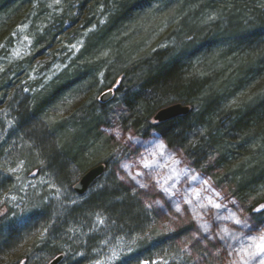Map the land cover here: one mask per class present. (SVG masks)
Returning <instances> with one entry per match:
<instances>
[{
	"label": "trees",
	"instance_id": "obj_1",
	"mask_svg": "<svg viewBox=\"0 0 264 264\" xmlns=\"http://www.w3.org/2000/svg\"><path fill=\"white\" fill-rule=\"evenodd\" d=\"M72 1L61 0L63 5ZM211 1L213 4L199 6L198 0H74L77 17L84 14L85 27L96 26L76 58L82 62L70 77L63 75L43 94L33 98L31 112L26 107L13 130L15 134L24 135L25 140H31L36 152L40 146L43 151L38 152L53 164L57 173L61 171V176L69 164L74 166L76 173L82 174L97 163L105 164L104 173L91 185L99 183L100 188L82 205L74 207L70 217L77 221L78 217L89 218L103 208L111 210L113 220H117L123 230L146 235L142 237V246L132 255L134 261L144 258L151 262L154 257L166 254L186 256L179 242L190 239L192 258L201 259L213 253L208 260L211 263L207 264L222 262V255L219 259L215 255V249H219L217 243L193 239V233L197 232L190 222L193 217L174 221L173 228H159L166 216H161L155 207L146 206L149 191H140L129 180L119 178L126 176L120 173L119 161L129 158L141 147L152 151L151 142L155 138L167 149L180 150L184 167L199 170L203 176L206 174L213 189L219 184L229 188L232 196L246 205L244 211L250 215V223L258 224L262 218L251 209L264 204V0ZM33 2L0 0V34L3 26L29 11ZM161 3L166 9H173L172 15L179 18L171 29L173 41L134 57L136 34L132 35L134 42L130 36L125 41L126 25L152 5ZM95 7V11L87 10ZM100 7H103L102 24L97 14ZM192 7L194 10H190ZM215 9L222 13V20L203 24L200 12ZM96 14L97 20L92 22ZM117 39L120 47L114 45ZM106 50H111L108 60L90 66L91 60L87 57H95ZM207 63L221 66L214 74L199 72ZM101 71L107 81L105 89L115 86L114 97L105 104L100 103L98 97L86 104L80 103L77 112L59 123L60 127H65L63 132L70 143H60L62 148L56 152L53 144L58 142L60 132L52 141V136L40 126L38 117L77 83L86 79L97 82ZM248 89L252 90L248 100L229 105L237 92ZM173 102L188 104L189 113L162 123L154 122L153 114ZM114 128L134 139L129 141L120 135L117 138L110 132ZM3 144L0 145V159L5 155L6 142ZM8 181L9 178L0 173V189ZM256 192H261L260 196L248 204ZM206 214L204 219L212 227L210 214ZM70 221L68 217H56L54 224L59 231L53 234H60L59 227L63 230ZM45 240L37 251L33 247L34 253H26L27 262L45 264L57 254L65 255L60 238L57 237L56 242ZM232 244V247H239L236 241ZM130 261V256L124 258V264Z\"/></svg>",
	"mask_w": 264,
	"mask_h": 264
},
{
	"label": "rangeland",
	"instance_id": "obj_2",
	"mask_svg": "<svg viewBox=\"0 0 264 264\" xmlns=\"http://www.w3.org/2000/svg\"><path fill=\"white\" fill-rule=\"evenodd\" d=\"M32 1H34L32 8L25 11V14L16 18L15 21L3 26V33L0 34V145L6 142L5 155L0 159V173L3 177L9 178L8 183L0 189V209H5L4 215L0 219V264H13L14 262L19 264L22 261L23 264H31L24 258L26 253H34L33 247L37 251L36 249L43 245L44 241L46 242L45 239L56 242L57 237L60 238L59 242L65 248V256L59 264H97V261H100L101 264H124V258L127 256H130L131 259L129 264H142L143 261L148 260L143 258L134 261L135 258L132 255L142 246L141 237L145 238L146 235L143 233L135 235L123 230L118 225V221L113 220L111 210L103 208L91 214L89 218L83 216L80 219L78 217L77 221L70 217L73 208L82 205V202L89 199L100 188V184L95 183L83 196L76 195L72 185L78 180L82 172L76 173L74 166L69 164L64 176H61L59 174L61 171L57 173L53 164L43 159L45 157L39 153L43 151L40 146H38L40 150H37L36 146V152L31 140L28 138L25 140L22 134L13 133L18 122H20L24 109L28 107L29 112H31L33 98L40 96L50 84L61 79L63 75L70 77L69 75L73 74L75 68L79 66L77 64L82 62L76 61V58L82 50L87 36L96 28L93 25L85 27L84 14L77 17L78 11L75 10L76 3L74 0L67 2L66 5H63L61 0ZM197 4L208 6L213 3L211 0H198ZM197 4L195 6H198ZM102 8L98 9L97 14L99 16L102 13ZM87 10L89 12L95 11L96 7ZM172 10L166 9L164 3L152 5L146 12L126 25L127 33L125 31L123 32L125 34H122L125 41L130 36L129 39L134 42L132 35L135 36L136 34L134 40L137 39V41L133 43L137 46L133 52L134 57L153 47L164 46L173 41L171 29L174 28L173 24H176L179 18L172 15ZM190 10H194V8L192 7ZM200 13L204 18L203 24H209L218 19L221 21L223 18L218 9ZM97 14L92 22L97 20ZM100 18H98L99 24H102L104 16H100ZM113 42L115 47L119 46L118 39ZM119 43H122V40ZM110 53L111 50H106L101 51L95 57H87L91 60L90 66L91 64L94 65V62L108 60ZM220 66L219 63L216 65L207 63L202 65L199 72L214 74V71H217ZM227 73L230 72L227 70ZM83 81V83H77L69 88L67 93L58 98L57 102L38 117L40 126L45 129L48 135L50 134L49 137L52 136V141H54L55 135L60 132L58 142L54 141L53 144L56 152L62 148L60 143L64 141L70 143L67 134L63 132L65 127H60L59 123L69 119L70 115L77 112L80 103L86 104L93 97H98L100 93L106 90L107 81L103 77L102 71L97 75V82L93 83L87 79ZM248 90L237 92L230 100L229 105L238 103L243 99L248 100L247 97L252 91L251 89ZM110 132L115 136L119 132L122 138L129 140L128 136L130 135L118 131L116 128ZM154 141L157 144L162 142L156 138ZM135 142L140 143L138 140ZM150 147L152 148V146ZM148 152L147 149L141 147L140 150L134 151L129 158L119 161L118 168L121 175H126L124 176L125 179L129 180L132 186L140 191L146 192L148 190L147 205L151 204L161 216H166L165 223L159 222L158 227L173 228L174 221L183 218L187 220L190 216L193 217L190 206L184 203L185 196L191 198L195 204L197 198L193 195V190L205 188L204 181H208L212 188L211 180L206 174L201 175L199 170L184 167L179 156L181 151L178 149L166 148V154L163 158L156 157L159 167L143 169L138 161L142 154ZM148 158L152 159L151 156ZM173 159H179L181 163L173 165ZM125 163L131 165L128 170L122 167ZM170 167L186 172L184 176L181 175L179 182L176 183L173 189L174 195L171 198L160 192L155 184L156 180L164 183V179L170 175ZM129 171L133 174L137 171L143 172L144 175L138 179L141 183H146L149 186L140 188L135 181L128 178ZM192 176H197L198 179L193 181ZM168 183L171 184V181ZM225 189L222 184H219L214 190L225 197L223 203L227 204L228 209L237 210L236 206L231 203L232 200H235L244 209L246 205L240 204L232 196L229 188ZM260 193L256 192L254 196L249 198L248 204L254 198L259 197ZM201 194L203 196L211 195L210 192H202ZM157 200L160 201L159 204L155 203ZM177 203L181 208L180 213L176 212ZM200 211L204 213V210ZM207 212L210 214L209 220L212 226L209 233L199 231L197 222L189 221L193 224V228L195 226L194 231H197L198 240L201 242L207 239L209 235L216 237L215 239H207V243L208 241L217 243L219 249H215V255L218 259L222 255L221 264H228L233 258L228 255L230 250L228 245L233 246V240L224 241L225 244H222L216 233L224 226H235L226 221H220L218 225L216 224L217 226L214 224L219 221L215 219L217 214L227 215L225 210L222 209L217 213L215 209L210 208ZM168 215L171 217L167 219ZM205 216L207 214H204V218ZM56 217H68L71 220L70 223H66L63 230L59 227L60 234L58 235L53 234V232L59 231H56L58 226L54 224ZM169 219L172 220L169 221ZM99 220H103L104 223H99ZM146 233L148 232L146 231ZM48 234L54 236H48ZM189 240L181 239L179 242V247H182L181 251H186L185 257L166 254L164 257H154L151 262L148 261L149 264H164L165 261L167 264H207L211 260V254L214 256L213 253H209L208 256L206 254L201 259L192 258L193 252L190 248L192 244ZM113 251L119 253V259L111 260ZM35 255L36 253L33 256Z\"/></svg>",
	"mask_w": 264,
	"mask_h": 264
},
{
	"label": "snow or ice",
	"instance_id": "obj_3",
	"mask_svg": "<svg viewBox=\"0 0 264 264\" xmlns=\"http://www.w3.org/2000/svg\"><path fill=\"white\" fill-rule=\"evenodd\" d=\"M102 75V74H101ZM159 121L162 123L165 119L163 115L158 117ZM159 126V125H156ZM119 132L116 133L117 138H119ZM128 139L131 141L134 139L133 136H128ZM155 147L152 151L147 154H142L138 163H140L143 169H154L159 167V162L156 159L157 156L163 158L166 154V146L163 142L156 143V141L151 142ZM151 156L152 159L148 157ZM181 161L179 159H173V165H179ZM125 170H128L131 165L125 163L122 165ZM14 171V170H13ZM182 174H186L185 170H177L175 167H170V175L164 179V183H161L160 180H156L155 184L158 187L159 191L162 192L165 196L171 198L174 195L173 189L176 186V183L179 182ZM144 175L143 172L137 171L133 174L131 171L128 172V178L132 181H135L140 188H147L149 185L146 183H141L138 177ZM121 180H124L125 177H119ZM191 179L196 181L197 176H192ZM171 181V184L168 182ZM206 186L200 190H193V195L197 198L196 203L193 204V200L185 196L184 203L190 206L193 220L199 225V231L203 233L210 232V226L207 221L204 220V214L207 213L208 209H215L217 213L220 210H225L227 215L215 216L216 220L230 222L234 225V228L224 226L220 228L217 236L221 241L233 240L239 244V247H232L228 245L229 251L228 255L233 257L228 264H264V204H260L258 207L251 209V212L261 214V219L258 224L250 223L251 217L249 214L245 213L244 209L237 204L235 200H232L231 203L236 206V211H231L228 209L227 204L223 203L225 197L221 195L220 192H216L211 188L208 181L203 182ZM167 185V186H166ZM202 192H210L211 195L203 196ZM206 201V202H205ZM219 201V202H218ZM156 204H159L160 201H155ZM151 208L152 205H146ZM200 210H204L202 213ZM176 212L180 213L181 208L179 203L176 204ZM99 223L103 224V220H99ZM172 230V229H169ZM245 230H247L245 232ZM214 236H207V239H215ZM142 239V237H141ZM193 239H198L197 233H193ZM131 251V249H129ZM218 254V253H217ZM119 253L116 251L112 252L111 260L119 259ZM97 264H101L100 261H97ZM142 264H149L148 261H143ZM164 264H167L165 261Z\"/></svg>",
	"mask_w": 264,
	"mask_h": 264
},
{
	"label": "water",
	"instance_id": "obj_4",
	"mask_svg": "<svg viewBox=\"0 0 264 264\" xmlns=\"http://www.w3.org/2000/svg\"><path fill=\"white\" fill-rule=\"evenodd\" d=\"M115 95V86L107 88L105 91L100 93L98 100L100 103L105 104L109 102ZM190 111V106L188 104H183L181 102H173L159 108L153 114V121L160 122L158 117L163 115L165 117L164 121L170 120L174 117L180 115H186ZM105 171V164L100 162L90 168H88L72 185V189L78 196H83L87 193L90 186L95 182V180L100 177ZM4 208L0 209V217L4 215ZM64 258V254L60 253L51 258L46 264H59Z\"/></svg>",
	"mask_w": 264,
	"mask_h": 264
},
{
	"label": "bare ground",
	"instance_id": "obj_5",
	"mask_svg": "<svg viewBox=\"0 0 264 264\" xmlns=\"http://www.w3.org/2000/svg\"><path fill=\"white\" fill-rule=\"evenodd\" d=\"M46 263H47V262H46ZM46 263H45V264H46Z\"/></svg>",
	"mask_w": 264,
	"mask_h": 264
}]
</instances>
